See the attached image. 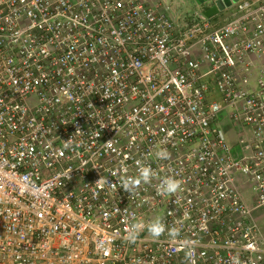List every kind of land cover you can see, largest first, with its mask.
<instances>
[{"label":"built area","instance_id":"obj_1","mask_svg":"<svg viewBox=\"0 0 264 264\" xmlns=\"http://www.w3.org/2000/svg\"><path fill=\"white\" fill-rule=\"evenodd\" d=\"M189 3L0 0V264H264V0Z\"/></svg>","mask_w":264,"mask_h":264},{"label":"clouds","instance_id":"obj_2","mask_svg":"<svg viewBox=\"0 0 264 264\" xmlns=\"http://www.w3.org/2000/svg\"><path fill=\"white\" fill-rule=\"evenodd\" d=\"M156 157L161 160H167L170 158V153H168L165 149L158 150L156 152ZM137 164L139 165L138 167V176L133 178V177H127L124 178L122 181L121 187L126 191V192H133L138 187L141 185V183H150L154 178H157L158 174L157 172L152 169L150 166L143 164L142 162L138 161ZM182 188L181 181L173 178V177H168L163 179L159 186H158V191L161 195H173L176 194L178 191H180ZM148 232L150 235L154 238H159L161 235H163L166 231V226L163 223L162 219L157 218L154 222H151L147 225ZM142 230V225L136 224L133 225L129 230H128V239L130 242H135L137 239L139 232ZM169 236L172 238H176L179 236V229H172L169 231ZM185 248H186V259H188L190 262L192 260V246L190 242L185 243ZM236 264H239V261H236Z\"/></svg>","mask_w":264,"mask_h":264},{"label":"crops","instance_id":"obj_3","mask_svg":"<svg viewBox=\"0 0 264 264\" xmlns=\"http://www.w3.org/2000/svg\"><path fill=\"white\" fill-rule=\"evenodd\" d=\"M200 6H202L203 8H196V9H201V10L205 9V10H209V12H211L210 8H212L213 6L218 7L213 1H209L203 5H200ZM219 11H220L219 13L216 12L215 14L211 12L213 15H210V18L213 19L214 24L217 26L229 22L232 18L231 10H220L219 9ZM222 123H223V126H224L226 132L230 136V138L232 140H235L236 130L233 128L231 122L228 119L223 117Z\"/></svg>","mask_w":264,"mask_h":264},{"label":"rangeland","instance_id":"obj_4","mask_svg":"<svg viewBox=\"0 0 264 264\" xmlns=\"http://www.w3.org/2000/svg\"><path fill=\"white\" fill-rule=\"evenodd\" d=\"M189 5H190V7L192 8V9H195V7L196 8H203L202 6H200V5H197V2L195 1V0H190V3H189ZM210 10H211V12L212 13H219L220 11H219V9H218V7H212V8H210ZM202 11L203 12H205L204 14H205V16H210V15H213L211 12H209V10H205V9H202ZM231 12H233V10H231ZM245 200L248 202V203H252V197H251V195H246L245 196Z\"/></svg>","mask_w":264,"mask_h":264},{"label":"water","instance_id":"obj_5","mask_svg":"<svg viewBox=\"0 0 264 264\" xmlns=\"http://www.w3.org/2000/svg\"><path fill=\"white\" fill-rule=\"evenodd\" d=\"M198 5H203L209 1H213L220 10H225L226 7H231L233 3L238 2L239 0H195Z\"/></svg>","mask_w":264,"mask_h":264}]
</instances>
